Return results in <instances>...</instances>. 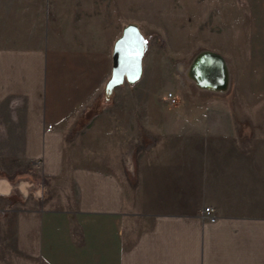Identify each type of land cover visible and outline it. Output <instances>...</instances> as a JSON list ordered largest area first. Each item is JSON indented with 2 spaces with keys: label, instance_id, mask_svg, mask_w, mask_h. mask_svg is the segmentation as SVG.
<instances>
[{
  "label": "crops",
  "instance_id": "0c3cea01",
  "mask_svg": "<svg viewBox=\"0 0 264 264\" xmlns=\"http://www.w3.org/2000/svg\"><path fill=\"white\" fill-rule=\"evenodd\" d=\"M37 14L0 46V264H264V25L202 51L230 88L198 92L241 107L176 118L109 100L116 42Z\"/></svg>",
  "mask_w": 264,
  "mask_h": 264
},
{
  "label": "rangeland",
  "instance_id": "374dc122",
  "mask_svg": "<svg viewBox=\"0 0 264 264\" xmlns=\"http://www.w3.org/2000/svg\"><path fill=\"white\" fill-rule=\"evenodd\" d=\"M40 11L51 12L60 28L81 25L90 26L93 36L105 33L109 52L127 26H137L148 43L143 76L135 85L125 83L119 89L121 105L161 107L176 118L179 115L175 112L182 108L193 112L195 108L241 107L233 93L202 94L190 81L179 107H173L167 95H179V67L189 69L203 49L219 46L232 50L227 36L221 34L228 21L234 22L236 49L242 48L244 37H249V28L264 25V0H0V46L6 33L37 21ZM230 92H234V83ZM113 95H107L108 99Z\"/></svg>",
  "mask_w": 264,
  "mask_h": 264
},
{
  "label": "water",
  "instance_id": "95a60500",
  "mask_svg": "<svg viewBox=\"0 0 264 264\" xmlns=\"http://www.w3.org/2000/svg\"><path fill=\"white\" fill-rule=\"evenodd\" d=\"M148 50V43L135 25H129L124 29L122 37L116 42L113 54L112 77L107 83L106 92L112 94L117 87L125 83L135 85L143 76V63ZM208 52L200 53L194 60ZM211 53V52H209ZM225 64L223 58L211 53ZM228 85L223 92L230 88V73L227 67ZM197 87V86H196Z\"/></svg>",
  "mask_w": 264,
  "mask_h": 264
},
{
  "label": "bare ground",
  "instance_id": "6f19581e",
  "mask_svg": "<svg viewBox=\"0 0 264 264\" xmlns=\"http://www.w3.org/2000/svg\"><path fill=\"white\" fill-rule=\"evenodd\" d=\"M179 68L183 75L181 80L184 83L190 81L201 89L225 93L223 91L228 85L227 65L213 54L209 52L202 54L193 61L189 69H186L184 65Z\"/></svg>",
  "mask_w": 264,
  "mask_h": 264
},
{
  "label": "built area",
  "instance_id": "2783aa9c",
  "mask_svg": "<svg viewBox=\"0 0 264 264\" xmlns=\"http://www.w3.org/2000/svg\"><path fill=\"white\" fill-rule=\"evenodd\" d=\"M184 66L186 67V65H184ZM178 73H179V75H178L177 78L180 81V86L178 87V91H180V93H179V95H177L175 93H170V94L167 95V99H168V101L170 102V104L173 107H179L180 106V97H182L189 90L188 81L184 83L181 80L183 75L180 72H178ZM116 124H117V127H118L119 126V121L118 120H116ZM117 129L119 130L120 127H118ZM52 130H53V126H48L47 132H51ZM203 215H204V217L208 218L210 220V222H215L216 221L215 211L212 208H210V207H208V208H206L204 210Z\"/></svg>",
  "mask_w": 264,
  "mask_h": 264
},
{
  "label": "trees",
  "instance_id": "16d2710c",
  "mask_svg": "<svg viewBox=\"0 0 264 264\" xmlns=\"http://www.w3.org/2000/svg\"><path fill=\"white\" fill-rule=\"evenodd\" d=\"M109 96H111V94H108Z\"/></svg>",
  "mask_w": 264,
  "mask_h": 264
}]
</instances>
